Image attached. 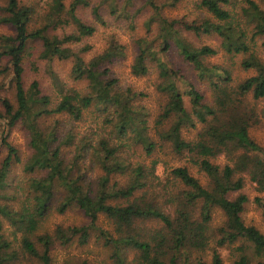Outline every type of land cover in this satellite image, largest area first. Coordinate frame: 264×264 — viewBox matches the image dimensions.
<instances>
[{"label":"trees","instance_id":"trees-1","mask_svg":"<svg viewBox=\"0 0 264 264\" xmlns=\"http://www.w3.org/2000/svg\"><path fill=\"white\" fill-rule=\"evenodd\" d=\"M148 1L154 3L153 0ZM90 3V0H73L67 7L64 0H52L47 14L49 20L36 28L31 26L36 14L34 6L23 4L21 0H6L3 6L1 21L11 25L15 34L0 36V119L4 120L5 124L1 144L8 150L0 168V190L7 186L12 165L22 162L19 149L10 140L13 128L20 121L29 120V146L32 151L24 168L30 173L44 171V175L30 178L27 191L21 194L19 207L0 204V214L9 221L12 227L9 235L14 238L11 240L6 235L3 221L0 219V264L18 256L17 250H12L13 243L17 240L19 249L24 253L33 256L41 264H52L51 250L56 240L66 243L79 234L80 241L86 243L90 229L98 231L106 243L114 245L113 256L116 264H126L122 249L127 246L136 249L141 261L146 264H190L189 259H186L190 252L206 250L213 237L211 220L215 208H220L226 216L224 226L219 228L221 236L217 240L218 246L239 240L250 244L256 256H264V233L243 220L242 214L249 197L244 193L235 198L229 197L231 192L243 188L245 178L242 174L248 175L250 180L257 184V188L264 192V157L254 153L260 151L261 147L250 136V118L242 109V101L237 100V95L234 98L233 90L227 86L214 82L218 106H208L194 85H190L187 90L182 89L175 71H170L148 41L140 44V52L132 65V72L137 76L147 74V60L151 56L159 61L161 74L169 78L166 85L169 100L161 115V123L171 117L175 118V121L167 130L159 131L160 138L168 143L176 154L189 155L210 179L209 184L204 185L187 166H176L169 171L168 176L183 184L184 188L176 193L167 191L164 202H158L155 197L146 195L153 187L154 181H162L155 174L157 162L149 168L140 162L133 164L120 159L121 144L110 136H100L96 143L88 137L78 145L71 140L72 135H68L64 141L57 134L56 126L49 130L40 128L37 119L42 116L67 114L75 120H80L84 111L96 102L104 111L112 109L116 130L121 135H126L133 129H146V122H143L141 128L138 114L134 116L131 106L123 104L120 95L113 93L112 81H105L102 78L104 71L99 70L102 63L123 56V46L113 42L106 52L89 61L81 55V51H85L87 47L81 50L74 48V44L85 36L93 35L97 30L94 24L85 23L77 15L78 8L89 6ZM230 3L231 0H201L202 6L214 17L225 21L223 24L209 18L192 21L185 18L171 21L162 18V51L169 48L171 39L175 40V45L182 55L194 64L199 73L209 75V67L203 63L201 57L216 54L217 50L206 45L199 49H190L185 41L179 38L176 29L178 26L196 34L216 32L222 35L225 39L222 45L228 52H250L251 45L243 40L244 36L239 33L235 37L234 29L228 25L227 21L232 15L225 5ZM248 3L244 13L255 23L254 36L264 35V9L252 0ZM97 10L96 8L95 14L100 19ZM64 12L67 13L68 19L62 18ZM70 21L75 26L72 32L60 35L50 30L51 27ZM36 42L42 45L40 56L43 59L51 61L56 58H72L74 78L87 79L89 90L86 93L74 89L64 92L60 86L62 97L51 106L52 99L41 91L37 80L27 89L25 60L31 54V49L35 48ZM242 64L246 69L254 68L256 74L238 85L237 94L244 96L252 93L255 99L264 97V61L252 53ZM221 77L230 79L228 76ZM8 91L12 97L8 95ZM184 93L190 97L191 109L185 106ZM208 116H212L211 121ZM197 119L206 123L200 137L192 140L184 138L183 128L196 127ZM141 135L143 136L139 137L144 148L148 154L152 153L157 142L145 134ZM75 144L78 145L76 152L72 160L67 162L64 148L66 145ZM90 148L96 156L91 157V162L104 171L94 193L82 185L81 176H72L75 167L79 170L82 167L83 162L80 165V160L86 157ZM237 151L242 153L233 156L232 162L224 167L210 160V157ZM120 172L127 175V182L112 183V176ZM60 188L63 189L64 196L58 210L63 212L75 204L84 211L90 223L87 226L68 229L58 227L53 234L46 232L37 235L40 223L52 209L57 189ZM140 191H143V194L137 196ZM13 198L19 199L17 196ZM121 199L124 202H111ZM256 202L264 211V198L257 197ZM166 204L168 209L163 208ZM197 205L200 207L198 216L194 212ZM100 214H105L114 221L119 237H114L108 230L97 225ZM151 219L162 223L154 232L147 231L139 224ZM40 245L43 249H40ZM245 248V245L241 246V253L234 264H251V258ZM183 259L185 260L182 262ZM198 264L204 263L199 261ZM212 264H223L217 251L213 254Z\"/></svg>","mask_w":264,"mask_h":264},{"label":"rangeland","instance_id":"rangeland-1","mask_svg":"<svg viewBox=\"0 0 264 264\" xmlns=\"http://www.w3.org/2000/svg\"><path fill=\"white\" fill-rule=\"evenodd\" d=\"M73 0H64L67 7ZM258 3L264 9L263 0H252ZM24 4L32 5L36 8L35 17L31 23L32 27H39L43 22L49 20L48 12L52 0H21ZM89 6L78 8L77 15L82 21L88 24H94L97 30L93 35L85 36L80 42L74 44L76 50L88 48L81 51V55L86 61L95 56L106 52L113 42L121 44L124 48L123 56L116 57L112 61L102 63L99 70L104 71L102 78L105 81H112L113 93H118L122 98L123 104L130 105L133 109L134 116L138 114L141 128L143 122H146V129L129 130L126 135H121L116 130V119L112 116L113 111L102 110L96 102L84 111L80 120H75L67 114H51L42 116L37 119L41 129L49 130L56 126L57 134L67 140L68 135H72L73 142L81 145L85 138H91L93 143L98 141L100 136H110L115 142L121 144L122 150L119 157L122 160L130 161L133 164L138 162L151 168L154 162H157L155 174L162 181H154L153 187L146 194L147 197H155L158 202H164L167 191L176 193L184 188V185L174 181L172 176H168L169 171L179 165L187 166L191 173L195 175L204 185L209 184V177L194 163L192 158L187 155H179L172 151L168 143H165L159 136V131L167 130L175 121L171 117L164 119L161 123V115L169 100V92L166 85L169 78L161 74L159 61L149 57L147 60L149 69L147 74L137 76L132 72V65L136 56L140 52V44L148 41L157 52V56L164 60L170 71H175L178 84L183 90H187L190 85H194L203 95V101L208 106L217 107V92L215 84L227 86L233 90L234 98L242 101V109L245 110L250 118L249 133L250 136L261 147V150L254 152L264 157V97L255 99L252 93L244 96L237 94L238 85L246 78L256 74L254 68L246 69L242 62L252 53L264 61V35L254 36L255 23L245 15L244 9L249 6V0H231V3L225 7L231 11V18L227 21L228 25L234 29L235 37L241 33L243 40L251 45L250 52H228L223 47L224 37L216 32L196 34L193 31L184 30L178 26L179 38L185 41L190 49H199L202 46H210L217 50L216 54L204 55L201 57L203 63L209 67V75H201L189 60L181 53L175 45L177 42L173 39L169 42V48L162 51V18L168 20L185 18L189 21L195 19L209 18L220 24V21L205 7L202 6L201 0H90ZM6 0H0V36L15 34V29L1 21L3 16V6ZM96 8L100 19L95 14ZM63 19H68L66 12L62 15ZM225 25V24H224ZM75 29L73 22L63 23L50 30L60 35L72 32ZM254 36V37H253ZM33 44V43H32ZM35 48L31 49V54L25 60V82L26 88L29 89L31 83L37 80L40 84L41 91L51 99V106L61 99L62 94L59 87L62 86L64 92L67 90H78L86 93L89 90L87 79H75L73 76V59H53L51 61L43 59L40 54L42 45L40 42L34 43ZM2 64H5L2 62ZM212 74V75H210ZM228 76L230 79H222L221 76ZM13 90V89H11ZM9 96H13L8 91ZM241 98V99H240ZM184 103L187 108L191 109L190 97L184 93ZM211 121L212 116H208ZM252 118V119H251ZM145 120V121H143ZM142 121V122H141ZM205 122L197 119L196 127H185L182 130L183 137L186 139H198L204 131ZM4 120L0 119V168L7 156L8 150L1 144L2 133L4 129ZM149 137L157 142L155 150L148 154L142 139L139 137ZM10 140L19 149L22 162H16L8 174L7 186L0 190V204H8L12 207H19L21 204L20 197L27 188L28 181L32 177H42L44 171L30 173L25 170L24 165L31 156L32 151L29 146V120L20 121L13 128ZM66 145L64 155L67 162H70L76 152L77 146ZM242 151L231 154H221L216 157H210V160L221 167L231 163V158ZM93 149L90 148L80 170L75 167L72 176L75 178L81 176V183L85 188H89L93 193L98 189V183L104 171L92 161ZM245 183L242 189L231 192L229 197L235 198L240 193L249 197L245 210L242 214L243 220L248 225H254L264 233V211L256 202L257 197L264 198V192L257 188V184L250 180L249 176L242 174ZM113 182L118 184L126 183L128 177L125 173L113 175ZM27 194V193H26ZM143 191L136 195L141 196ZM13 196L19 197L14 199ZM26 196V195H25ZM64 191L62 188L57 189L53 207L48 215L42 220L37 230L38 234L54 233L58 227L68 229L72 227L87 226L90 223L89 218L84 211L75 204L70 205L65 211L60 212L58 206L62 203ZM25 198V197H24ZM112 203L124 202L121 200H112ZM168 209V205L163 206ZM195 215L200 212L199 205L195 206ZM3 230L9 239L11 237V225L9 221L3 218ZM226 216L220 208H215L212 214L211 231L213 237L206 250L190 252L188 258L190 264H198L199 261L204 264H212L213 254L217 251L223 264H234L241 253V246L245 245V251L251 258V264L264 262V256L258 257L254 254L250 244L242 241H235L232 244L218 246L217 240L220 238L219 228L224 226ZM141 227L147 231H156L161 227V222L157 219L141 221ZM97 225L108 230L114 237H119L114 221L109 219L105 214H100ZM16 249L18 256L9 260L5 264H41L33 256L24 253L19 249V240L14 241L12 250ZM40 249H43L40 245ZM114 254V245L106 243L105 239L99 235V232L90 229L89 238L86 243L80 241V235H74L70 241L63 243L56 240L51 250L52 264H116ZM126 264H146L140 259L139 252L131 247L122 249ZM185 259L182 260V262Z\"/></svg>","mask_w":264,"mask_h":264}]
</instances>
